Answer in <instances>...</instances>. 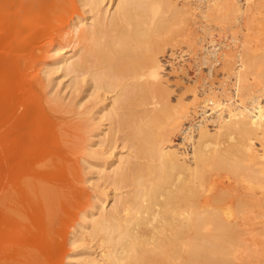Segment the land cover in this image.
<instances>
[{"label":"bare ground","instance_id":"1","mask_svg":"<svg viewBox=\"0 0 264 264\" xmlns=\"http://www.w3.org/2000/svg\"><path fill=\"white\" fill-rule=\"evenodd\" d=\"M82 1L90 22L71 26L81 50L60 53L57 63L66 73L88 71L97 87L119 89L111 108L102 107L111 121L102 138L122 132L130 154L111 162L108 171L126 194L114 196L109 209L96 205L89 228L78 233L97 239L99 251L80 252L74 264L241 263L255 244L242 236L244 227L249 221L264 227V213L255 209L264 202V50L221 52L204 69L228 86L202 90L207 95L201 100L190 79V98L172 96L174 101L169 87L177 80H163L171 71L164 72L163 53L199 43L191 29L193 20L202 24L195 15L218 25L233 19L237 32L249 28L253 0H193L205 3L200 13H193L200 5L188 1L113 0L109 13L103 0ZM208 45L203 66L217 54V44ZM27 178L19 189H2L0 213L21 225L37 201L48 224L56 194ZM230 183L241 192H231ZM27 255L38 256L29 249Z\"/></svg>","mask_w":264,"mask_h":264},{"label":"rangeland","instance_id":"2","mask_svg":"<svg viewBox=\"0 0 264 264\" xmlns=\"http://www.w3.org/2000/svg\"><path fill=\"white\" fill-rule=\"evenodd\" d=\"M112 1L103 0L107 13L113 10ZM177 1L200 5L193 13L205 9V3ZM88 11L82 0H0V194L3 188L5 192L19 189L24 175L28 184H45L56 194L47 225L35 200L21 225L0 213V264H74L80 252L96 255L100 249L97 239L78 233L89 228V215L97 211L96 205L103 203L109 209L114 196L126 194L127 187L113 184L108 171L111 162L116 164L118 157L130 154V147L122 132H114L109 140L102 138L111 122L102 116V107L107 104L105 108H111L108 103L119 89L97 87L88 71L66 73L57 63L62 52H80L81 42L71 26L78 20L88 24ZM252 14L249 28L239 32L232 27L233 19L218 25L195 15V20L202 22L191 21L193 37L199 43L192 48L178 44L163 53L164 72L174 71L166 73L163 80H177L169 87L174 93L170 92V98H190L186 86L191 81L201 100L208 88L219 87L221 82L228 86V81H220L204 69L210 60L218 61L221 52L264 50V0H253ZM212 42L217 44L216 58H207L203 66L204 47ZM178 82L187 85L183 88ZM175 85L183 88L185 95L180 88L176 92ZM232 186L235 195L241 192ZM18 197L23 199L22 194ZM262 205L255 208L260 213H264V202ZM244 228L242 236L255 240L254 252L239 264H264V227L249 221ZM27 249L38 256H26Z\"/></svg>","mask_w":264,"mask_h":264}]
</instances>
